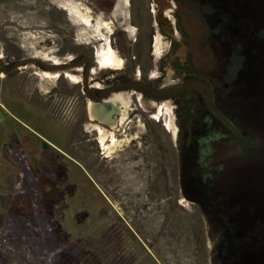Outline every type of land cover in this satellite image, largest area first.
Returning <instances> with one entry per match:
<instances>
[{"label":"flooded vegetation","instance_id":"obj_1","mask_svg":"<svg viewBox=\"0 0 264 264\" xmlns=\"http://www.w3.org/2000/svg\"><path fill=\"white\" fill-rule=\"evenodd\" d=\"M53 1L63 15L53 20L55 36L66 33L62 46L51 42L60 48L56 56H0V74L25 80L32 66L43 70L35 74L41 82L62 77L78 85L79 131L86 129L83 141L93 142L88 155L102 160L88 170L117 182L116 195L131 196L125 210L140 218L154 207L155 196L171 194L173 180V194L202 224L204 264H264V204L249 194L264 193L256 183L263 175L256 164L264 161V141L241 126L258 100L248 93L246 76L249 62L264 51V0ZM104 45L116 67L98 64ZM28 60L37 62L18 66ZM44 66L66 70L52 73ZM63 90L55 87V111L68 113L77 103L73 90ZM235 161L252 162L256 178L235 183Z\"/></svg>","mask_w":264,"mask_h":264},{"label":"rangeland","instance_id":"obj_2","mask_svg":"<svg viewBox=\"0 0 264 264\" xmlns=\"http://www.w3.org/2000/svg\"><path fill=\"white\" fill-rule=\"evenodd\" d=\"M58 17L62 10L53 0H0V56H56L60 48L51 42L62 46L66 40L65 32L55 36ZM40 71L27 66L25 80L0 74L4 264H204L202 224L191 206L173 194L175 182L170 180L171 194L155 196L154 207L140 218L125 210L131 196L116 195L117 182L88 170L90 163L98 168L102 160L96 153L88 155L93 142L83 141L86 129L79 131L83 101L78 85L62 77L41 82L35 75ZM55 87L73 90V111L56 112ZM117 149L116 144L112 152Z\"/></svg>","mask_w":264,"mask_h":264},{"label":"water","instance_id":"obj_3","mask_svg":"<svg viewBox=\"0 0 264 264\" xmlns=\"http://www.w3.org/2000/svg\"><path fill=\"white\" fill-rule=\"evenodd\" d=\"M32 62H37V60H28L25 62H21L18 66H24L25 64H29ZM258 63L255 66V63ZM52 73H62L65 71V68H59L54 66L46 67ZM248 82V93L251 97H256L258 100L256 101L255 107L253 110L242 117L241 126L248 132L260 138L264 141V51L259 53V56L253 58L248 64V72L246 76ZM256 166L262 167L263 175L256 178L254 171V164L251 163H243V162H234V181L237 183L238 181H243L246 177H254L256 178V183L264 186V161L256 164ZM250 197L255 201L256 204L262 205L264 202V193L261 195L257 192L249 193Z\"/></svg>","mask_w":264,"mask_h":264},{"label":"bare ground","instance_id":"obj_4","mask_svg":"<svg viewBox=\"0 0 264 264\" xmlns=\"http://www.w3.org/2000/svg\"><path fill=\"white\" fill-rule=\"evenodd\" d=\"M62 4V3H60ZM61 8L65 11V12H71V9L68 7V5H66V3L63 2L62 5H60ZM74 9V8H73ZM77 16V15H76ZM82 20V19H81ZM83 25V24H81ZM97 34V33H96ZM103 48V49H102ZM100 50V52H103L102 55L98 56L97 57V61H98V64L102 67V68H112V67H116V65H118V62H116L115 60V57H114V54L112 53L113 51H111L109 48H107L105 45L103 46ZM99 52V54H100ZM98 53V52H97ZM98 54V55H99ZM41 59V58H40ZM50 60V59H49ZM46 61V60H45ZM54 63V62H53ZM120 65V64H119ZM118 68V66H117ZM50 74V73H49ZM54 76V75H53ZM52 76V78H53ZM39 77V76H38ZM71 77V76H69ZM60 78V77H59ZM76 79V78H75ZM74 79V80H75ZM51 80V79H50ZM97 85V84H96ZM165 107V106H164ZM167 108V107H166ZM166 112L163 113V115L166 117V124H167V127L170 128V125H171V116H170V111L168 109L165 110ZM163 112V111H162ZM159 116V115H158ZM157 116V117H158ZM157 119V118H156ZM124 120V119H123ZM97 128V127H96ZM99 141H100V144L104 145L103 142H104V139H105V136H104V133L103 131H99ZM110 143L113 146H115V140L113 137L110 138Z\"/></svg>","mask_w":264,"mask_h":264},{"label":"trees","instance_id":"obj_5","mask_svg":"<svg viewBox=\"0 0 264 264\" xmlns=\"http://www.w3.org/2000/svg\"><path fill=\"white\" fill-rule=\"evenodd\" d=\"M24 168H26V164L25 163H24ZM26 170H27V168H26ZM0 264H4V261H3L1 256H0Z\"/></svg>","mask_w":264,"mask_h":264}]
</instances>
